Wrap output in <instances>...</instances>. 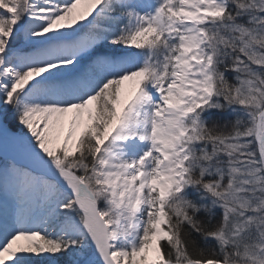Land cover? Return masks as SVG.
I'll return each mask as SVG.
<instances>
[{
  "label": "snow or ice",
  "instance_id": "snow-or-ice-1",
  "mask_svg": "<svg viewBox=\"0 0 264 264\" xmlns=\"http://www.w3.org/2000/svg\"><path fill=\"white\" fill-rule=\"evenodd\" d=\"M0 264H264V0H0Z\"/></svg>",
  "mask_w": 264,
  "mask_h": 264
}]
</instances>
